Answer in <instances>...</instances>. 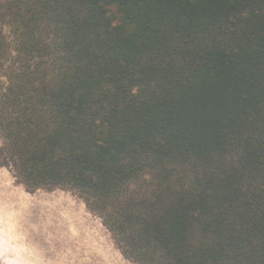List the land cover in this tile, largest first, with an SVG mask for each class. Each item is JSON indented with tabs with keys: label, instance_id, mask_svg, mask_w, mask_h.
<instances>
[{
	"label": "trees",
	"instance_id": "1",
	"mask_svg": "<svg viewBox=\"0 0 264 264\" xmlns=\"http://www.w3.org/2000/svg\"><path fill=\"white\" fill-rule=\"evenodd\" d=\"M0 167L131 264H264V0H0Z\"/></svg>",
	"mask_w": 264,
	"mask_h": 264
},
{
	"label": "rangeland",
	"instance_id": "2",
	"mask_svg": "<svg viewBox=\"0 0 264 264\" xmlns=\"http://www.w3.org/2000/svg\"><path fill=\"white\" fill-rule=\"evenodd\" d=\"M0 183V221L7 229L0 235V264H131L70 192L29 193L2 167Z\"/></svg>",
	"mask_w": 264,
	"mask_h": 264
},
{
	"label": "bare ground",
	"instance_id": "3",
	"mask_svg": "<svg viewBox=\"0 0 264 264\" xmlns=\"http://www.w3.org/2000/svg\"><path fill=\"white\" fill-rule=\"evenodd\" d=\"M1 184V183H0ZM4 184V183H3ZM0 186H3V185H0ZM3 190V189H2ZM16 195V194H15ZM20 198V197H19ZM18 201H19V199H18ZM24 205H25V203H23ZM22 204V205H23ZM13 205V204H12ZM16 205H18V203L16 204ZM15 205V206H16ZM19 205H21V204H19ZM23 205V206H24ZM14 206V205H13ZM17 207V206H16ZM15 207V208H16ZM17 221H19V220H17ZM7 229H6V226H5V224H3L1 221H0V235H4V232L6 231ZM7 232V231H6ZM9 232V231H8ZM10 233V232H9ZM9 235V234H8ZM5 236V235H4ZM3 238V237H2ZM4 239V238H3ZM11 239V238H10ZM2 240V239H1ZM1 242V244H2V241H0ZM4 243V242H3ZM0 244V245H1ZM11 244V243H10ZM4 248V247H3ZM15 249V248H14ZM2 251V250H1ZM13 252V251H12ZM14 253V252H13ZM8 255H10V254H8Z\"/></svg>",
	"mask_w": 264,
	"mask_h": 264
}]
</instances>
